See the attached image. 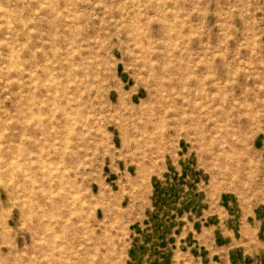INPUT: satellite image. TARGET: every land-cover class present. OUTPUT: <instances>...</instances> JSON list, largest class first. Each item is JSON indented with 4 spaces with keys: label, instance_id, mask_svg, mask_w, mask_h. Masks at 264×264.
<instances>
[{
    "label": "rangeland",
    "instance_id": "rangeland-1",
    "mask_svg": "<svg viewBox=\"0 0 264 264\" xmlns=\"http://www.w3.org/2000/svg\"><path fill=\"white\" fill-rule=\"evenodd\" d=\"M0 264H264V0H0Z\"/></svg>",
    "mask_w": 264,
    "mask_h": 264
}]
</instances>
